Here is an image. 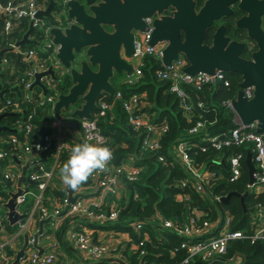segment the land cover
Segmentation results:
<instances>
[{"label": "trees", "instance_id": "16d2710c", "mask_svg": "<svg viewBox=\"0 0 264 264\" xmlns=\"http://www.w3.org/2000/svg\"><path fill=\"white\" fill-rule=\"evenodd\" d=\"M17 4L23 0H2L3 5L10 3ZM7 16L0 14V55L4 52L7 64L0 65V88L5 93L4 101H0V108L6 105V101L20 103L23 113L20 115L4 114L0 119V126L7 130L0 129V138L8 139L15 135L22 139L23 135L11 129L21 121L26 122L29 114H34L36 129H39L38 121L43 118L45 109L50 106L39 104L40 95L44 91L41 86L36 85L29 99H26L24 78L25 69L23 66H15L18 59L17 53L12 51V46L24 39L29 29L27 18L20 19L13 23L9 32L5 31ZM39 41H44L46 35L35 33ZM25 49H34L43 59H48L52 54V48H45L44 42L37 44L32 42L23 46ZM162 66L159 61L152 57L144 59L142 76L137 83L128 85L124 82L125 75H115L111 80L114 88L112 96L102 95L100 101L107 103L110 108L105 111L103 117L98 118V127L105 137L106 146L111 149L113 157L111 163L118 167L123 164L132 163L133 166L142 168L138 179L135 182H128L123 178L122 198L108 196L105 198L101 211L110 213L113 209L117 211V218L113 221L105 220L93 222L82 215H77L65 219L61 227L55 232L60 245H64V238L70 229V222L79 227L73 231L81 233L82 225H86L93 231H110L113 233H125L129 236V241L120 244L111 254L117 257L114 260L106 258L100 261H92L87 258L86 264H182L186 258L184 250L180 249L182 242L199 241L214 235L221 229L226 217H231L229 228L232 231H240L244 238L235 239L229 242L226 254L217 256L209 262L201 264H264V243L262 241L252 242L250 236L253 234L254 224L251 214L255 211L258 203L264 204V196L257 198L248 193V169L245 160L241 163V174L235 182H229V166L227 157L235 154H242L246 157L247 148L244 146H230L222 151L209 148L204 139L218 136L224 138L236 127L235 114L227 107L226 103L236 98L239 91L240 76L237 74L224 73L229 85L224 86L221 82L205 84L200 89L182 84L180 89L186 96V103L192 107V112L187 116L178 96L170 91L168 81L157 80L155 74ZM18 75L17 82L14 80L13 72ZM25 77L24 80H26ZM72 86L69 75H64L57 82L59 93H67ZM17 87V91H13ZM117 94L120 97H117ZM133 95H143L142 105L139 110H135L132 115L146 113L150 123L155 128L163 125L167 126V131L159 139V148L155 151L142 152L141 145L146 135V130L141 128L134 130L129 124V115L125 111V103ZM10 108L8 111H11ZM26 112V113H25ZM64 112L62 116H67ZM197 122L204 124V129L197 134H188V130ZM179 143L187 145V153L193 162L204 171L211 173L213 177L209 179V185L205 193H197L191 181L187 179V174L180 166L174 149ZM206 151H201L205 148ZM0 149L7 152H16L11 144H1ZM69 152L61 155L60 167L56 170L52 182L44 192L46 197L45 205L52 209L53 206L63 203L68 198V189L59 179V170L66 162ZM53 151L45 152L41 158L47 167V159L52 157ZM159 157L165 159V163L158 161ZM187 179L185 187L178 185L181 180ZM91 183V176L83 185ZM31 190L37 192V185L29 183ZM188 195L187 200H178L179 195ZM234 194L227 203L221 199ZM240 196L243 198L241 199ZM218 198L216 200L215 198ZM33 204L31 198L29 206ZM97 213V209L90 208ZM203 214L201 220L216 223V226L208 231L201 238L188 239L178 235L173 229L166 228L160 220H169L178 226H184L190 218L194 217V211ZM140 223L141 228L135 229L134 224ZM50 223L41 224L39 214L35 215L34 227L40 230V236L53 233L45 226ZM42 226V227H41ZM12 232L16 228L9 227ZM96 238V234H93ZM64 240V241H63ZM142 243V245H140ZM193 264V263H192Z\"/></svg>", "mask_w": 264, "mask_h": 264}, {"label": "built area", "instance_id": "2783aa9c", "mask_svg": "<svg viewBox=\"0 0 264 264\" xmlns=\"http://www.w3.org/2000/svg\"><path fill=\"white\" fill-rule=\"evenodd\" d=\"M51 0H23L17 4H13L11 1L7 5L2 4L0 0V14H5L7 20L5 23V31L9 32L15 21L27 18L29 21V29L31 30L28 39L30 43L44 42L45 48H52L53 52L48 59H43L39 56L38 52L34 49H25L23 46L18 45L21 41L16 42L12 46V51L20 55V64L15 66H23L25 69L24 78L22 82H25L26 99L31 97L33 93L34 83L36 76L48 72L50 69L55 71V75L58 78L66 75V70L57 59L59 47L52 41L50 31L53 28H60L65 22L66 10L58 6L53 9L52 15L54 20L44 17L38 19L37 14L40 11H46L50 5ZM146 30L139 32L134 48L133 58L130 61L132 65V73L125 76L124 82L128 85H133L138 82L142 76V67L144 66V59L146 57H152L154 60L159 61L162 68L156 71V78L159 81H168L170 83V91L175 93L181 100V107L184 113L188 116L192 112L190 104L186 103V96L180 89L182 84L193 86L196 89H200L205 84H211L215 82H221L224 86H228L229 82L225 78L223 72H215L213 75L205 73H197L194 75L185 72L188 63L182 55H178L176 59L172 60L168 67L162 65V53L165 49L164 42H157L154 45L150 44L152 39L153 28L151 20H146ZM43 33L46 35L44 41H39L36 38L35 33ZM26 33V34H27ZM25 34V35H26ZM4 55V54H3ZM7 60L2 56L1 64H7ZM28 66V68H27ZM15 77V81L18 80L16 71L12 74ZM26 78V80H24ZM41 84L44 85V94L42 93L39 98V104L41 106H50L48 110L51 120L48 124L49 132L42 136V143L35 145L33 135L38 130L37 126L33 124L35 122V115L29 114L27 121L22 123L19 121L17 126L11 130L17 131L23 135L22 139L12 135L8 139L0 138L1 144H11L16 152H7L0 149V264H13L16 261L18 253L22 250V240L24 239V246L26 244V250L24 257L20 260L19 264H62L61 263V248L59 244H54L47 252H41V238L40 230L34 227L35 215L39 214L41 223L45 221H51L56 219V222H63L67 218H71L77 215L87 218L93 222H101L105 220L113 221L117 218V211L113 209L110 213H103L101 206L108 196H114L119 198L123 187V178L128 182H135L142 168L133 166L132 163L123 164L115 167L109 162L107 168L104 171L94 172L91 176V183L87 185L89 188L87 199L84 196H76L75 201L70 203L69 194L68 198L63 203L53 206L52 209L45 205L46 197L44 195L45 190L52 182L53 171L47 170L46 165L42 162L41 158L45 152L53 151L52 157H56V162L60 163L61 155L64 152L70 153V148L65 145H60L58 149L54 148L55 135L52 130L60 131L63 126L62 116L56 118L53 115V107L58 101L60 95L57 89V81L51 75H44L40 78ZM17 87H13L14 89ZM3 89L0 88V92ZM247 99L252 97L253 88L248 87L243 90ZM5 97V93L3 94ZM0 97V101H4ZM117 97H120L117 94ZM143 95H133L125 103V111L128 113L129 124L134 130L141 128L146 130V135L142 141V152H152L159 148V139L162 134L167 131V126L163 125L160 128H155L150 123L149 116L146 113L140 115H132L135 110H139L142 105H146L142 101ZM31 100V99H29ZM232 101V100H231ZM231 101L226 103L227 107L231 108ZM12 108V102L6 101V105L0 108V117L4 114L12 113L20 115L23 113V109L20 103H15ZM98 111L95 112L91 119H80V135L82 142H92L105 144V137L100 132L98 127V118L105 115V111L110 106L100 101L98 103ZM10 108L11 111H8ZM26 113V112H25ZM236 127L232 129L228 135L224 138L218 136L209 137L204 141L209 144V148L216 151H222L230 146H244L251 154V163L254 166L253 179L254 182L251 185H247L248 193L253 194L255 198L259 195L264 196V131L256 132V124L250 123L243 125L235 117ZM39 128V127H38ZM204 129L202 122H197L188 130V134L194 135ZM201 151H206L205 148H201ZM175 156L180 163V166L186 172L187 179L191 181L194 190L199 193H205L209 185L210 177H213L211 173L204 171L201 167L196 165L189 154L187 153V145L185 143H179L174 149ZM112 160V159H111ZM245 157L242 154H235L227 157L229 166V182H235L240 174L242 168V162ZM158 161L165 163L163 157H159ZM59 166V164H58ZM23 169H26L24 177L25 180L19 185V180L23 176ZM187 179L178 182V185L185 187ZM29 183L37 185V192L33 191L29 187ZM20 192V193H19ZM14 195H18L16 198L15 211L19 215V219L15 224L10 222V209L8 204L13 199ZM179 200H187L188 195H179ZM31 198L33 204L29 206ZM74 198V197H73ZM218 200V198H215ZM90 208L97 209V213H94ZM203 214L199 211H194V217L190 218L188 223L184 226H178L177 224L169 220H160L162 225L166 228L173 229L178 235L185 238L195 239L201 238L208 231L216 226V223H210L206 220H201ZM252 222L254 224L253 234L250 236L252 242L262 241L264 243V204L258 203L255 206V211L251 214ZM231 217H226L224 226L219 229L214 235L200 239L199 241L182 242L180 249L186 253V258L182 264H192L194 262H209L217 256L226 254L227 247L230 241L235 239L244 238V234L240 231H232L229 228ZM135 229L141 228L140 223L134 224ZM9 227H15V232H12ZM68 239L71 240L72 246L84 255L86 258H90L92 261H100L108 258L114 249L105 243L95 242L92 233L75 232L70 230L68 232ZM27 242V243H26ZM142 245V243H140Z\"/></svg>", "mask_w": 264, "mask_h": 264}, {"label": "water", "instance_id": "95a60500", "mask_svg": "<svg viewBox=\"0 0 264 264\" xmlns=\"http://www.w3.org/2000/svg\"><path fill=\"white\" fill-rule=\"evenodd\" d=\"M58 5L66 10L65 22L60 28L51 29L50 35L53 43L59 47L57 59L63 69L67 71L66 75L70 76L72 86L67 93L59 95L58 101L53 107V115L60 118L65 111L80 119H91L99 109L98 101L101 96L114 94L111 84L113 77L132 73V65L120 55L121 49L126 58L133 55L134 35L130 30L123 29L119 21V0H51L47 10L40 11L37 18L47 17L54 20L52 11ZM209 10V5L201 10L199 15L201 23L197 29V39L195 36V38L181 42L176 34L170 37L164 33L165 19H163L155 22L150 44L154 45L163 40L168 41V45L162 53L161 62L164 67H168L171 61L181 54L188 62L185 69L188 74L213 75L215 71H220L239 75V91L236 98L231 101L232 111L243 125L255 123L256 132H262L264 131V30L260 29V18L258 15L254 18L250 16L237 22L238 26L247 30L248 37L253 39L257 45V51L251 54L249 60H246L239 56L243 45L235 42L228 43V40L221 34L215 35L212 46L202 45L204 30L213 19V17L205 15ZM147 15L150 13H143L132 20L135 30H143L141 18ZM247 21H251L250 26ZM31 32L32 28L18 45L30 44L28 37ZM3 54L4 52L0 55V64ZM20 58L21 56L18 55L16 64H20ZM46 74L51 75L57 82L60 79L55 75V71L50 69L48 72L36 76L34 86L39 85L45 89L40 78ZM248 87L253 88L250 99H247L243 92ZM14 91L17 89L15 88ZM45 92H47L46 89ZM3 94L4 91L0 92V97H3ZM50 120L51 116L45 109L43 118L38 121L39 129L33 135L35 145L41 144L42 136L49 132ZM0 129L7 130L6 127L1 126ZM244 162L248 169V185H251L254 182V166L251 163L250 151H247ZM25 171L26 169H23L19 185L25 180ZM73 193V190H68L70 203L75 201ZM233 195L229 194L221 201L227 203ZM17 196L14 195L8 204L11 211V224H15L19 219V215L15 211ZM240 198L243 197L240 196ZM26 247L25 244L13 264H19L24 257ZM193 264L201 263L194 262Z\"/></svg>", "mask_w": 264, "mask_h": 264}, {"label": "flooded vegetation", "instance_id": "af4514ba", "mask_svg": "<svg viewBox=\"0 0 264 264\" xmlns=\"http://www.w3.org/2000/svg\"><path fill=\"white\" fill-rule=\"evenodd\" d=\"M207 5L210 6V10L205 15L213 17V19L204 30L202 45L212 46L215 35L221 34L223 38L228 40V43L242 44L243 47L239 56L249 60L251 54L257 51V45L253 39L248 37L247 30L238 26L237 22L258 15L260 29L264 30V0H119V21L123 29L130 30L134 35L133 48H135L138 33L147 28L145 23L147 19L151 20L153 31L155 22L165 19L164 33L170 37L176 34L180 41L184 42L189 38H195L201 23L199 15ZM148 12L150 15L141 18L143 30H135L132 20L136 16ZM247 24L250 26L251 21H247ZM219 29H222V31H219ZM197 37L198 35L196 39ZM159 42L168 45V41ZM120 56L127 62L133 58V55L126 58L122 49ZM184 59L186 60L185 57Z\"/></svg>", "mask_w": 264, "mask_h": 264}, {"label": "crops", "instance_id": "0c3cea01", "mask_svg": "<svg viewBox=\"0 0 264 264\" xmlns=\"http://www.w3.org/2000/svg\"><path fill=\"white\" fill-rule=\"evenodd\" d=\"M130 62V61H129ZM65 111H63L64 113ZM62 113V114H63ZM62 121H63V126H61V130L60 131H53L55 138H54V148L58 149V147L60 145H65L67 147H69L70 149L72 148V146H74L75 144L81 143V135H80V118L73 116L72 113L68 112L67 116H62ZM68 152V151H67ZM58 164L60 165L59 162H56V157H50L47 159V170L52 172L53 174H55L56 170L60 167L58 166ZM89 188H87V186L85 185H81V187L78 190H75L73 193V197L75 198L76 196H84L87 199V195L89 193H87L89 190ZM69 190V189H68ZM124 194L123 192L120 193L119 198H122ZM177 199L179 200L180 198L177 197ZM44 223H50V226L47 225V227L45 226V232L50 230L53 233L51 234H47L44 235L41 238V247L40 250L41 252H47L50 250L51 247L54 246V244H59L60 242L58 240V238L56 237L55 232L59 229V227L62 226V224L64 222H56V219L51 220V221H45ZM41 226V227H42ZM70 229L67 231L65 238H64V245L61 244L60 248H61V263L62 264H86L85 261L87 260V258L84 255H81L80 252H78L71 243V240L68 239V232L70 230H73V228H77L79 227L77 224L70 222ZM81 228L83 229V232L89 231L93 234H96V238L94 239L95 242H99V243H105L107 245H109L112 249H116L117 247H119L120 244H124L126 242L129 241V236L125 233H113L110 231H93L91 229H89L86 225H82ZM24 244V239L22 240V246ZM117 256L114 254H110L109 258H111L110 260H114Z\"/></svg>", "mask_w": 264, "mask_h": 264}, {"label": "clouds", "instance_id": "9594fccd", "mask_svg": "<svg viewBox=\"0 0 264 264\" xmlns=\"http://www.w3.org/2000/svg\"><path fill=\"white\" fill-rule=\"evenodd\" d=\"M112 157L111 149L98 142L75 144L59 170V179L67 189L78 190L94 172L104 171Z\"/></svg>", "mask_w": 264, "mask_h": 264}, {"label": "rangeland", "instance_id": "374dc122", "mask_svg": "<svg viewBox=\"0 0 264 264\" xmlns=\"http://www.w3.org/2000/svg\"><path fill=\"white\" fill-rule=\"evenodd\" d=\"M58 9H59V10L61 9V6H60V5H58Z\"/></svg>", "mask_w": 264, "mask_h": 264}]
</instances>
